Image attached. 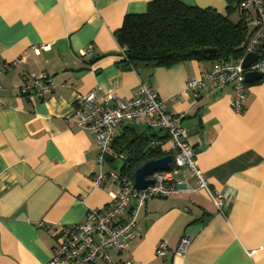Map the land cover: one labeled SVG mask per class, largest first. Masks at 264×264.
<instances>
[{
	"label": "crops",
	"instance_id": "0c3cea01",
	"mask_svg": "<svg viewBox=\"0 0 264 264\" xmlns=\"http://www.w3.org/2000/svg\"><path fill=\"white\" fill-rule=\"evenodd\" d=\"M151 1L0 0V69L19 60L0 73V264H48L57 226L81 222L88 210L113 203L119 185L111 177L94 182L100 149L94 134L75 122L77 100L90 90L98 97L109 92L129 99L142 81L164 100L168 112L184 115L197 167L210 188L230 198L223 211L204 189L147 200L137 216L140 236L122 252H110L111 259L264 264V77L246 82L243 107L236 112L232 85L183 91L189 79L215 60L153 69L122 66L123 46L115 31L126 15L144 13ZM178 1L223 14L228 6L226 0ZM229 18L237 22L241 15L235 10ZM88 47L92 53L81 55ZM31 71L48 73L55 89L43 97L32 91L22 94L16 86ZM132 132L148 136L152 146L160 147L161 157L171 155L173 162L163 129L150 127L147 118L125 120L115 129L103 171L121 170L123 153L115 150L114 140ZM188 183L194 188L195 178L189 176ZM185 236L190 238L187 249L174 255ZM162 241L168 249L158 256ZM93 264L104 263L99 258Z\"/></svg>",
	"mask_w": 264,
	"mask_h": 264
},
{
	"label": "built area",
	"instance_id": "2783aa9c",
	"mask_svg": "<svg viewBox=\"0 0 264 264\" xmlns=\"http://www.w3.org/2000/svg\"><path fill=\"white\" fill-rule=\"evenodd\" d=\"M234 7L247 29V36L241 43L242 55L235 60H215L210 68L189 79L183 91L196 92L208 84L211 91H216L225 85H232V107L240 112L246 97L244 74L253 71L264 75V0H240ZM121 51L124 55L125 47ZM91 53V47L81 50L83 56ZM248 53H254L256 59L244 68L242 62ZM18 61L13 59L5 63L0 73L9 66L16 65ZM23 79V84L16 86L22 94L32 91L36 96L43 97L55 89L51 76L43 71L27 72ZM75 113L76 124L91 131L99 145L97 161L100 170L94 177L95 184L111 177L119 185V190L114 194L110 206L102 210L90 209L81 222L55 228L57 244L48 264H93L99 258L104 264H138L129 259L115 262L111 259L110 252H122L130 240L140 236L142 229L137 222L138 212L151 198L204 189L216 208L223 211L230 196L227 192L210 188L206 176L197 167L195 151L188 142V130L182 124L184 115L168 112L164 100L146 81L141 82L133 97L125 100L109 92L98 97L95 90H90L77 100ZM142 118L148 119L150 127L163 129L168 134L174 156L168 170L153 173L149 177L152 183L143 189H137L133 178L128 174L115 169L105 172L102 166L109 153L116 127L125 120L139 122ZM120 157L123 158V154ZM189 176L195 178L194 188L188 183ZM189 243V237L181 238L174 255L182 256ZM167 249V243L162 241L156 254L163 256Z\"/></svg>",
	"mask_w": 264,
	"mask_h": 264
},
{
	"label": "trees",
	"instance_id": "16d2710c",
	"mask_svg": "<svg viewBox=\"0 0 264 264\" xmlns=\"http://www.w3.org/2000/svg\"><path fill=\"white\" fill-rule=\"evenodd\" d=\"M226 1V14L213 7L189 6L178 0H153L144 13L126 15L115 31L116 40L125 47L120 63L130 69H153L192 59H238L243 53L241 43L247 29L241 19L233 22L229 18L236 10L234 4L240 0ZM204 48L216 52L210 58L195 52ZM132 134L120 142L114 140L115 150L124 154L121 171L130 177L140 164L163 154L159 146L151 145L148 136Z\"/></svg>",
	"mask_w": 264,
	"mask_h": 264
},
{
	"label": "water",
	"instance_id": "95a60500",
	"mask_svg": "<svg viewBox=\"0 0 264 264\" xmlns=\"http://www.w3.org/2000/svg\"><path fill=\"white\" fill-rule=\"evenodd\" d=\"M195 52L200 53L206 58H210L215 54V49L213 48H204V49H198L195 50ZM256 59V55L254 53H248L245 55L242 65L244 68L248 67L250 64H252ZM245 81L247 83H252L256 80H259L262 78V75L259 72H246L244 74ZM172 162V156L171 155H165L158 159H152L147 160L143 164H141L139 167H137L134 170L133 176H134V186L137 189H143L148 184L152 183V180L148 178L150 175L157 171H163L168 170L170 168Z\"/></svg>",
	"mask_w": 264,
	"mask_h": 264
}]
</instances>
